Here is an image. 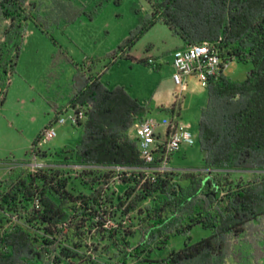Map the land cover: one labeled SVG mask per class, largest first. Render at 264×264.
<instances>
[{"label":"trees","instance_id":"trees-1","mask_svg":"<svg viewBox=\"0 0 264 264\" xmlns=\"http://www.w3.org/2000/svg\"><path fill=\"white\" fill-rule=\"evenodd\" d=\"M48 2L39 12L29 0H0V17L7 20L0 41V87L7 84L5 64L11 61L13 71L27 20L55 43L48 31L51 25L83 14L90 17L95 8L86 12L85 5H75L74 0ZM149 3L145 20L117 45L122 56L130 58L122 51L159 20L183 44L214 41L224 59L250 63L240 80L221 73L204 85L206 100L199 109L196 132L201 165L153 170L155 162L144 161L135 137L127 134L148 107L121 85L100 80V73L116 59L114 50L107 54L109 62L95 70L98 57L85 56L73 63L69 83L67 106L81 107L84 114L74 123L80 130L73 145L46 154L38 149V160L42 155L62 159L41 161L29 170L27 156L36 134L25 158L18 159L25 168L11 170L0 186V219H7L4 211L14 214L12 223L0 221V264H72L66 243L78 248L86 244L84 238L92 237L107 240L104 250L113 248L116 264L129 258H136L137 264H224L239 236L250 246L255 262L264 256V0ZM62 58L72 62L64 53ZM50 59L51 65L58 62L54 52ZM138 60L147 62L146 57ZM53 74L47 72L49 77ZM52 107L51 119L57 112ZM170 108L174 112L173 104ZM73 166L81 174H91L88 179L78 176L80 189L72 183L66 187L69 177L63 169ZM111 170L119 171L120 182L129 184L121 193L103 196L105 174ZM127 170L132 177L122 175ZM241 172L249 177H232ZM124 218L129 224H122ZM194 225L208 233L191 241ZM176 235L183 237L182 245L164 254Z\"/></svg>","mask_w":264,"mask_h":264},{"label":"rangeland","instance_id":"rangeland-1","mask_svg":"<svg viewBox=\"0 0 264 264\" xmlns=\"http://www.w3.org/2000/svg\"><path fill=\"white\" fill-rule=\"evenodd\" d=\"M80 1L74 0V4L80 6L85 5L84 11L86 12L95 7L93 12L90 17L85 14L77 16L76 19H81V22L80 20L71 21L68 30L64 31L63 35L53 30L51 35L56 41L55 44L38 27H29L30 24H25L28 29L31 28L32 30L27 31L23 38L21 36L14 65V77L16 78H14L5 95V88L2 90V98L4 95V99L3 101L0 100V103L2 102L0 104V108H2L0 109V157H2L0 159V168L3 169V172H0V186L7 182V175L11 170L18 167L20 169L25 168V163L21 164L16 158H4V156L16 153L23 145L25 146L28 141L30 142L32 140L34 134L33 125L36 121L31 120V115L37 114L38 118L43 115L44 120L51 117V113L48 110L45 114H38V109H36V105L31 100L33 90L28 88V85L37 86L40 84L39 80L43 70L42 67L47 62L52 44L54 45L53 52L56 53L58 59V69H56L57 73L55 76L54 74L50 77L46 75V78L50 82V85H56L52 86L55 89V96H62V88L65 87L73 73V62L63 59V53L70 59L72 58L74 62L83 60V53L86 54L85 56L98 57L100 63L98 67H100L102 64L109 62V55L107 54L114 50L116 59L113 62L117 60L118 63L116 62L110 68V78L117 83L125 84V88H134L139 96H143L144 102L148 107L145 113L147 116H151L158 121L162 116H166L167 118L184 123L188 122L191 125L190 128L188 126V130L193 138L191 144L174 151L170 155L169 163L173 167L180 169L199 167L202 163V154L197 139H194L193 133L197 132L199 109L205 103L206 88L192 74L186 77V88L183 90L179 91L177 84L172 81V66L169 56L165 52L170 46L169 39L172 37V34L168 32L165 26L153 22L154 24L152 23L139 34L129 49L122 51V54L129 51L130 54L137 56L143 53L145 48L150 45V49L154 53L150 63L129 64L127 62L128 58L122 56L120 50L117 49V45L123 38L145 20L149 14L147 4L151 0ZM29 2L36 4L39 7V12H42L49 3L48 0H29ZM6 22V19L0 17V41ZM9 63L11 61L5 64V69L11 75L12 66ZM146 65L151 66L153 70L148 72ZM249 67V62H243L233 58L227 61L222 69V74L231 79L240 80L245 76ZM19 76L25 80L22 82V80L18 79ZM52 80L55 82L52 83ZM140 100L143 102V99ZM59 102L64 104L67 100L61 99ZM172 104L175 108L174 112L170 108ZM62 114L65 115L66 112H62ZM54 128L55 135L39 147V149L44 150V154L59 151L62 148H70L73 145L74 137L80 130L78 125L71 123L69 120H65L62 123H54ZM157 129L158 131H162L164 125H158ZM54 157L42 155L39 161L46 164L52 159H62L60 156L57 158ZM27 169L30 170V167ZM63 170L68 172L69 177L66 179V187H69L72 183L74 187L80 189L81 186L78 182V176L85 177V179L91 176L88 173L81 174L80 169L74 166L70 169ZM57 171L59 172L60 170L58 169ZM106 172V186H104L106 188L103 191V196L107 194L114 196L115 194L121 193L129 184L128 182H120L119 177L116 176V173L119 171L111 170ZM122 175L124 177L131 175L132 177L130 170H127L126 174ZM238 176L246 178L249 177V173L241 172L232 174L234 178ZM83 187H86L85 184ZM84 190L87 191V189ZM134 212L135 209L130 210L128 215L130 216ZM3 215L7 219H0L1 223L10 224L14 221L13 212L4 211ZM116 216L118 217L119 215L117 214ZM122 224L127 225L129 221L124 218ZM207 233V229L194 225L190 230L191 241ZM182 239L183 237L181 235L172 237L164 247V254L172 247H180L182 245ZM84 242L86 246L84 245L78 248L66 243L68 248L67 254H69L67 259L72 264H92L93 260H98L102 264H116L115 257L111 253L113 248L110 247L107 251L104 250V244L107 243V240H97L96 237H92L84 238ZM93 246L95 247L94 251L91 250ZM137 261L136 258H129L125 263L121 264H137ZM224 264H264V256L255 262L251 257L250 246L239 236L233 240L232 256L228 257Z\"/></svg>","mask_w":264,"mask_h":264},{"label":"built area","instance_id":"built-area-1","mask_svg":"<svg viewBox=\"0 0 264 264\" xmlns=\"http://www.w3.org/2000/svg\"><path fill=\"white\" fill-rule=\"evenodd\" d=\"M229 59H224L214 41L183 44L172 49L170 63L172 66L171 79L177 84L179 91L186 86V77L194 75L203 85L209 80H214L222 73L223 67ZM151 58H147L150 63ZM87 63V61H85ZM10 73L5 70V81ZM4 86L0 87V100ZM62 112H66L65 115ZM84 117L81 107H62L57 110L53 119L48 120L39 129L35 144L28 153V165L31 170L40 166L41 162L36 157L40 145L55 135L54 123H62L69 120L71 123L81 121ZM158 125H164L162 131H158ZM188 126L177 122L175 119L161 117L158 121L151 116L144 115L133 122V137L140 156L146 162H155L153 170H170L173 166L169 163L170 155L191 144L192 134Z\"/></svg>","mask_w":264,"mask_h":264},{"label":"crops","instance_id":"crops-1","mask_svg":"<svg viewBox=\"0 0 264 264\" xmlns=\"http://www.w3.org/2000/svg\"><path fill=\"white\" fill-rule=\"evenodd\" d=\"M78 2H81L80 0H78ZM86 4V3H85ZM148 5V9H149V13H150V11H151V8H150V5H149V3L147 4ZM80 18H82V17H80ZM76 20H80V22H81V19H75L74 21H76ZM73 21V22H74ZM155 24H159V25H161V26H165L166 28H167V30H168V32L171 34V32H170V30L168 29V27L163 23V22H161V21H155L154 22ZM153 23V24H154ZM28 24H30V26L29 27H37L36 25H34L33 24V22L31 21V20H27L26 21V25H28ZM70 22L69 23H58V24H55V25H51V27L48 29V31H49V33H50V35H51V33H52V31L54 30V31H58L59 33H61V35H63V33H64V31H66V30H68V26H70ZM26 27V26H25ZM32 29L31 28H25V30H24V32H23V35H22V38L24 37V35H25V33L28 31H31ZM45 35V34H44ZM52 36V35H51ZM49 38V37H48ZM53 38V37H52ZM50 40V39H49ZM53 40H54V38H53ZM51 41V40H50ZM52 43H53V41H51ZM54 42L56 43V41L54 40ZM54 43V44H55ZM169 48H167V50L165 51L166 52V54L169 56V60H170V58H171V51H172V49L173 48H175V47H178V46H182L183 45V43H182V40L178 37V36H176V35H173L172 34V37L169 39ZM53 49H54V45L52 44V48H51V50L49 51V54H48V58H47V62L45 63V65L42 67L43 68V70H42V73H41V76H40V80H39V85H37V86H34V85H28V88H31L32 90H33V93H32V96H31V100L34 102V104L36 105V109H38V114H40V113H42V114H45V113H47V110L51 113V117L50 118H46L45 120H44V116L42 115L41 117L39 116V118L37 117L38 115L36 114H32L31 115V120H33V121H36V123L33 125V129H34V134H33V137H32V139L34 138V136L38 133V131H39V129H40V127L42 126V125H44V123H45V121L47 122L48 120H50L51 118H52V116H53V114H54V110H53V107H52V105H54L55 106V108L57 109V110H59V109H61L62 107H66L67 106V102L66 103H64V104H62V103H60L59 101L61 100V99H63V100H67V98H68V91H69V83H70V80H68L67 81V84L65 85V87H63L62 88V96H60V95H57V96H55V94H54V91H55V89H54V87H52V86H54L55 84H51L50 85V82H48V79L46 78V75H47V72H49V71H51V72H56L57 73V71H56V69H58V62L57 63H54L53 65H51V63H50V61H51V54L53 53ZM128 53V55L129 56H131L130 58H128V60H127V62H129V64L131 63V64H133V63H135V64H143L144 62H139L138 61V59L139 58H142V57H146V58H153V56H154V53H153V51L150 49V45L149 46H147L146 48H145V50H144V52L143 53H141L140 55H137V56H135V55H132V54H130L129 53V51L127 52ZM84 55V56H83ZM85 55L86 54H82V57H85ZM90 56V55H89ZM71 61L73 62V63H75L74 62V60L71 58ZM117 62V60L115 61V62H112L111 64H110V66H107L106 68H105V70L104 71H102L101 73H100V80L102 81V82H104V83H106L108 86H114V85H117V84H120V85H122V87L124 88V90L129 94V95H131V96H133V97H136L137 99H143V101H144V98H143V96H139V94H137L136 93V90H134V88H125L126 87V85L125 84H123V83H117L116 81H113L111 78H110V68L115 64ZM118 63V62H117ZM171 64V63H170ZM14 65H15V63H14ZM14 65H13V71H12V73H11V75L9 76V79H8V81H7V84H6V87H5V90H4V95L6 94V92L8 91V88L10 87V85L12 84V82H13V80H14V78H16V77H14V73H15V67H14ZM100 65V63H99V61H97V62H95L94 63V69H92V70H95V69H97L98 68V66ZM146 67H147V71L149 72V71H151V70H153L152 69V67L151 66H148V65H146ZM74 70V65H73V67H72V72H74L73 71ZM19 80H22V82L25 80V79H23V77H21V76H19V78H18ZM53 82H55V81H53L52 80V83ZM56 86V85H55ZM185 88H186V86H185ZM184 88V89H185ZM4 95H3V98L1 99V101H3V99H4ZM141 101V100H140ZM2 103V102H1ZM0 103V104H1ZM0 109H2V108H0ZM176 113V112H175ZM146 115V114H145ZM162 117H166V116H162ZM37 118H38V120H37ZM177 122H179V123H182V124H185V125H187V126H189V128L191 127V125L188 123V122H186V123H184V122H181V121H178V120H176ZM127 134H128V136H130V137H132L133 136V124H131L130 126H129V128L127 129ZM193 136H194V139L196 138V132H194L193 133ZM75 138V137H74ZM27 143V142H26ZM28 143H30L29 141H28ZM28 143L24 146H22L16 153H14V154H8V155H6V156H4V158H6V157H12V158H16V159H19V158H22V157H25L26 156V151H27V148H28ZM74 143V142H73ZM2 157H0V159H1ZM0 172L2 173L3 172V169L2 168H0Z\"/></svg>","mask_w":264,"mask_h":264}]
</instances>
